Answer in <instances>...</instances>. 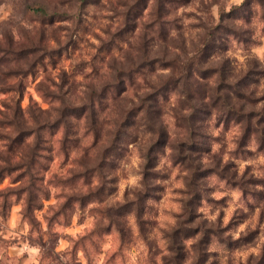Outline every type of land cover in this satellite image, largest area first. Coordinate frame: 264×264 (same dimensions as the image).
<instances>
[{
  "label": "clouds",
  "instance_id": "obj_1",
  "mask_svg": "<svg viewBox=\"0 0 264 264\" xmlns=\"http://www.w3.org/2000/svg\"><path fill=\"white\" fill-rule=\"evenodd\" d=\"M0 264H264V0H0Z\"/></svg>",
  "mask_w": 264,
  "mask_h": 264
}]
</instances>
